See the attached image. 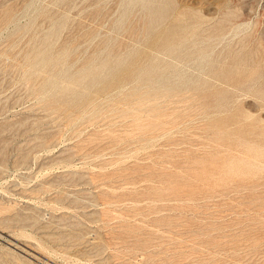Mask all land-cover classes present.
<instances>
[{
	"label": "rangeland",
	"instance_id": "374dc122",
	"mask_svg": "<svg viewBox=\"0 0 264 264\" xmlns=\"http://www.w3.org/2000/svg\"><path fill=\"white\" fill-rule=\"evenodd\" d=\"M0 264H264V0H0Z\"/></svg>",
	"mask_w": 264,
	"mask_h": 264
},
{
	"label": "bare ground",
	"instance_id": "6f19581e",
	"mask_svg": "<svg viewBox=\"0 0 264 264\" xmlns=\"http://www.w3.org/2000/svg\"><path fill=\"white\" fill-rule=\"evenodd\" d=\"M87 74V73H86ZM83 75H84V73H83ZM46 84V83H45ZM142 84H143V82H142ZM56 87V86H55ZM170 89V88H169ZM167 90V92L169 91L168 89H166ZM166 90H165V92H166ZM170 91H172V90H170ZM169 93V92H168ZM147 101V100H146ZM142 105V104H141Z\"/></svg>",
	"mask_w": 264,
	"mask_h": 264
}]
</instances>
